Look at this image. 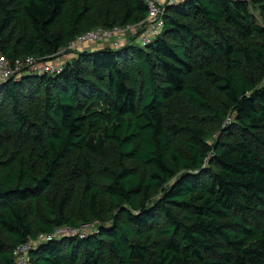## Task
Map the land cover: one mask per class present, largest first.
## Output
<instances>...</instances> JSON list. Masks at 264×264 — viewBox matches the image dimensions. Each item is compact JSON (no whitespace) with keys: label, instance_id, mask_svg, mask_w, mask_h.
I'll list each match as a JSON object with an SVG mask.
<instances>
[{"label":"trees","instance_id":"trees-1","mask_svg":"<svg viewBox=\"0 0 264 264\" xmlns=\"http://www.w3.org/2000/svg\"><path fill=\"white\" fill-rule=\"evenodd\" d=\"M163 11L144 47L129 36L0 82V264L82 224L29 264H264V0ZM146 15L144 0H0V55L47 62Z\"/></svg>","mask_w":264,"mask_h":264},{"label":"built area","instance_id":"built-area-1","mask_svg":"<svg viewBox=\"0 0 264 264\" xmlns=\"http://www.w3.org/2000/svg\"><path fill=\"white\" fill-rule=\"evenodd\" d=\"M147 7V15L144 21L136 27H113L111 29L96 28L89 30L83 34L78 35L67 47H65V53H72L74 51H80L84 45L97 44L107 42L112 39V47H119L122 44V38L126 34H136V31H141L137 40L141 47L149 44L153 39L158 37L163 28V8L166 4L174 2H180L184 0H144ZM139 33V32H138ZM63 53L59 52L54 58L47 62L40 61L34 57H25L23 59L16 60L13 64H10L8 60L0 55V82H5L11 79L13 75L20 72L23 67L31 68V70L37 74L53 75L59 73L65 61L59 62L58 56ZM94 225L82 224L77 228H71L68 226H61L56 228L51 233L39 234L34 239H29L25 243H22L16 247L13 251L14 264H29V252L39 244L51 242L62 238H85L87 235L93 232Z\"/></svg>","mask_w":264,"mask_h":264},{"label":"rangeland","instance_id":"rangeland-1","mask_svg":"<svg viewBox=\"0 0 264 264\" xmlns=\"http://www.w3.org/2000/svg\"><path fill=\"white\" fill-rule=\"evenodd\" d=\"M92 30H93V29H92ZM138 32H139V33H138ZM140 32H141V31H136V34H135V35H134V34H132V35H131V34H126V35L122 38V42L124 43V42L126 41L127 37H129V36H136V35H137V37H138L139 34H140ZM112 43H113V42H112V39H110V40L107 41V42L105 41V42L97 43V44L84 45L82 48H83V50H84V49H90V48H93V47H95V46H101V45H104V46H111V47H112ZM135 44H136V45H140L138 40L135 41ZM121 45H122V44H120V46H121ZM120 46H119V47H120ZM115 48H118V47H115ZM60 52L63 53V54L58 56L57 59L60 60L59 62L62 63V61H66V60L72 58L71 56H72L73 54H68V53L64 54V53H65V49H64V48L61 49ZM74 52L77 53V51H74ZM23 68H24V69H22V68L20 69V72H21V73H23L24 71H28V72L30 71V72H32L31 68H27V69H26L25 67H23ZM8 80H10V79H8ZM69 162L72 163V159H71ZM92 223H93V222H92Z\"/></svg>","mask_w":264,"mask_h":264}]
</instances>
